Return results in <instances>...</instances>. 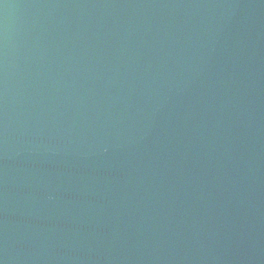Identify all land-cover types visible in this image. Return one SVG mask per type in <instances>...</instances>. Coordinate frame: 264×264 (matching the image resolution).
<instances>
[{
    "label": "water",
    "instance_id": "water-1",
    "mask_svg": "<svg viewBox=\"0 0 264 264\" xmlns=\"http://www.w3.org/2000/svg\"><path fill=\"white\" fill-rule=\"evenodd\" d=\"M0 264H264V0H0Z\"/></svg>",
    "mask_w": 264,
    "mask_h": 264
}]
</instances>
